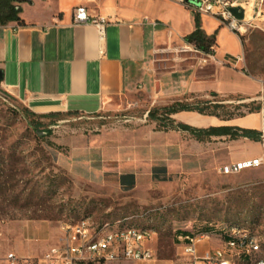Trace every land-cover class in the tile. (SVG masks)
I'll use <instances>...</instances> for the list:
<instances>
[{"label":"rangeland","instance_id":"374dc122","mask_svg":"<svg viewBox=\"0 0 264 264\" xmlns=\"http://www.w3.org/2000/svg\"><path fill=\"white\" fill-rule=\"evenodd\" d=\"M233 1L246 14L237 34L243 36L247 70L263 85L253 102L213 96L192 102L176 95L162 99L159 87L116 100L99 113L48 117L32 113L0 87V264H8L12 253L21 264L25 259L38 264L51 247L61 244L63 226L84 218L98 226L152 228L157 235L151 247L160 264L181 260L178 236L211 232L209 226L248 230L264 256V165L223 175L224 166L213 162L215 153L224 152H201L203 142L212 137L200 142L176 128L183 124L205 130L200 118L209 115L164 114V108L180 102L223 118L264 105V0ZM124 5L135 8L134 0H124ZM138 9L151 18L157 10L166 16L179 14L172 5L152 0L142 1ZM169 46L157 54L158 71L181 70L182 57H188L187 64L196 61L197 54L182 52L175 41ZM217 104L220 109L214 108ZM255 142L263 148L261 139ZM153 170L158 176H152ZM104 172L134 175V185L104 181ZM209 245L218 243H203Z\"/></svg>","mask_w":264,"mask_h":264},{"label":"crops","instance_id":"0c3cea01","mask_svg":"<svg viewBox=\"0 0 264 264\" xmlns=\"http://www.w3.org/2000/svg\"><path fill=\"white\" fill-rule=\"evenodd\" d=\"M142 1L148 0H134L133 9L125 7L124 0L23 3L21 18L25 25L14 22L0 26V70L4 73L1 89L41 116L99 113L116 100L140 92L150 94L154 88L157 90V84L162 99L175 95L186 102L210 96L242 98L244 102L258 99L263 85L247 70L244 44L236 32L216 18L201 16L206 35L216 37L214 55L192 51L197 54L193 64L182 57L185 64L181 70L158 71L156 57L163 45L169 43L172 48L175 41L180 49L188 47L185 38L195 30V12L170 0H152L172 5L179 14L166 16L157 10L151 18L138 9ZM81 5L109 21L105 38L94 26H73V11ZM153 22L160 24L159 29H153ZM168 28L174 31L171 38ZM200 123L204 129L231 127L264 136V105L259 111L231 118L201 116ZM203 143L201 152H224L223 156L215 153V166L235 164L263 152L259 142L247 138L219 136ZM151 174L158 176V171ZM127 175L131 174L104 172L102 177L104 181L128 185Z\"/></svg>","mask_w":264,"mask_h":264},{"label":"built area","instance_id":"2783aa9c","mask_svg":"<svg viewBox=\"0 0 264 264\" xmlns=\"http://www.w3.org/2000/svg\"><path fill=\"white\" fill-rule=\"evenodd\" d=\"M201 16H207L221 20L232 32L242 33L243 22L236 20L229 9L239 7L240 4L233 0H170ZM233 1V2H232ZM73 26H94L98 29L102 38H105V30L109 21L100 15H94L86 6H78L73 11ZM153 29L160 27L158 22L152 23ZM171 38L174 31L167 30ZM170 48L162 51H169ZM182 52L197 51L188 44L181 49ZM142 86H140V89ZM264 152V136L261 137ZM264 165V153L256 158L243 160L235 164L224 166L221 169L223 175L239 174L246 170L258 169ZM215 234L189 232L181 234L177 238L181 249L180 261L171 264H229L228 253L220 252V226ZM63 238L61 244L51 247L38 261V264H111L124 261L141 264H160L156 250L151 247L156 232L149 227H120L118 224L105 223L95 225L90 218H84L75 224H65L62 228ZM237 236L240 233H237ZM216 241L217 247L209 245L204 247V242ZM247 250L258 251L252 242L251 236H246ZM8 264H21L22 260L15 254H9L6 258ZM23 264H30L25 259Z\"/></svg>","mask_w":264,"mask_h":264},{"label":"trees","instance_id":"16d2710c","mask_svg":"<svg viewBox=\"0 0 264 264\" xmlns=\"http://www.w3.org/2000/svg\"><path fill=\"white\" fill-rule=\"evenodd\" d=\"M30 0H0V26H6L10 23H18L20 25H25L24 21L21 18L22 14V7L21 5L23 3H28ZM195 17V30L193 33H191L189 36L185 38V42L187 44L193 45L196 50L200 53H203L204 55H214V47L217 45L216 43V37L215 36H207L205 31L202 28V17L200 14L194 13ZM242 43H243V36H239ZM197 106L188 104V103H175L174 105L170 107L164 108V114L171 116L176 115L182 112H198L202 115H209V116H215L217 118H221V116L217 113H206L205 109L196 108ZM215 109H220V105L217 104L214 107ZM261 109V106H258L254 110H251L250 112L259 111ZM74 114H78L79 112H72ZM61 114V113H60ZM60 114H50L48 117L52 116H59ZM244 115V114H242ZM239 115V116H242ZM232 116H229L230 118ZM178 130L181 131H187L189 133H192L194 137L200 142L209 140L210 137L213 136H230L232 139L237 138H247L253 141H260L262 135L250 130H244V129H238V128H231V127H219V128H210V129H194L189 126L178 124L177 127ZM125 178H128L131 187L134 185L135 176L134 175H127ZM209 229H212L211 232H204L195 231L196 234L199 233H210L215 234L219 229L218 226H209L207 227Z\"/></svg>","mask_w":264,"mask_h":264},{"label":"bare ground","instance_id":"6f19581e","mask_svg":"<svg viewBox=\"0 0 264 264\" xmlns=\"http://www.w3.org/2000/svg\"><path fill=\"white\" fill-rule=\"evenodd\" d=\"M237 233L243 236H237ZM246 236H251L258 251L247 250V245H244ZM220 239H227V242L220 240V252L232 255L229 258V264H264L263 250L259 240L248 230L238 228L220 230Z\"/></svg>","mask_w":264,"mask_h":264},{"label":"water","instance_id":"95a60500","mask_svg":"<svg viewBox=\"0 0 264 264\" xmlns=\"http://www.w3.org/2000/svg\"><path fill=\"white\" fill-rule=\"evenodd\" d=\"M232 16L238 20L239 22H243L245 20V11L242 7H232L229 9ZM4 80V73L0 70V83ZM159 89V85L157 84V91Z\"/></svg>","mask_w":264,"mask_h":264}]
</instances>
